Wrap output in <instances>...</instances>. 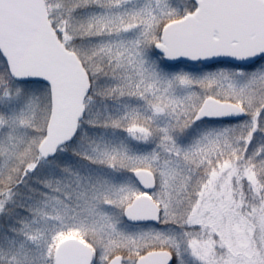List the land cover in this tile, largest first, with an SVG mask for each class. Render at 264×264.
<instances>
[{"label":"snow or ice","instance_id":"6c2138e0","mask_svg":"<svg viewBox=\"0 0 264 264\" xmlns=\"http://www.w3.org/2000/svg\"><path fill=\"white\" fill-rule=\"evenodd\" d=\"M0 264H264V0H0Z\"/></svg>","mask_w":264,"mask_h":264}]
</instances>
